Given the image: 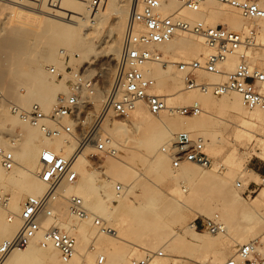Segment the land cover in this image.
Returning a JSON list of instances; mask_svg holds the SVG:
<instances>
[{"label": "bare ground", "instance_id": "1", "mask_svg": "<svg viewBox=\"0 0 264 264\" xmlns=\"http://www.w3.org/2000/svg\"><path fill=\"white\" fill-rule=\"evenodd\" d=\"M7 1L25 3L27 0ZM33 1V4L43 9L41 12L43 27L34 32L35 47L41 51L42 60L39 59L34 62L36 68L31 72L27 70V64L23 62L20 55L11 57L7 71L0 74V81L3 83L4 89H8L6 95L12 98L15 104L23 109H30L34 103L39 104L46 113H50L60 98L67 96L68 90L64 84L67 79L66 76L59 81L60 83H56V77L53 78L54 81L48 79L50 75L49 65H54L60 71L70 75L71 73L66 72L63 65L65 55L69 51L77 54L75 59H71L76 63L73 66L74 72L82 70L87 65L96 64L106 57H114V60H117L126 32L127 20L134 14L140 15L142 0ZM254 1L264 9V0ZM97 5H99V9L102 7L100 11L102 10L103 18L113 17L109 29H106V35L103 36L93 28L91 29L95 31L83 32L84 24L89 21V14L95 11L94 8ZM177 11L183 18L191 22L201 21L210 26H217L219 25L218 21L221 20L228 29L243 33H247L250 30L249 27L256 23L260 28L259 32L257 30L258 41H261L264 47V19L249 20L237 8L222 4L218 0H206L197 11L185 8L177 0H173L170 4H166V0H162L161 14L170 15ZM98 21H102V18ZM141 29L142 27H139V30ZM19 30L24 32L22 28ZM5 44L7 45V43ZM103 44L107 46L101 47ZM156 48L163 53L168 61L167 65L163 67L160 64H148L144 67V71L156 80L154 91L167 98L168 109L160 115L154 116L149 112L146 104L140 102L130 114L131 117L125 121L115 120L111 115H108L101 126H98L92 133L94 136L92 141L81 145L74 160L78 179L74 184L65 186V198L59 199L54 204L55 218L44 219L43 230L32 242L24 249L13 251L2 264H45L46 262L48 264H61L58 250L52 246L43 247L41 244L44 230L53 223H57L77 239V252L72 264H99L98 261L96 262L98 253H104L101 255L107 258L104 264H127L128 250L124 244L130 242L127 237L130 238L132 224L136 222V219L139 220L140 218L141 221L138 224H145L146 228L155 232L142 240L140 245H136L135 250L144 256L145 251H158V245L169 238L175 243L186 241L195 246H206L211 244L213 239L218 238L220 234L231 237L229 222L232 227L235 226V235H240L241 229L237 228L236 215L242 214L246 221H252L255 218L259 211L257 208L260 209L261 202L264 201V189L251 199L248 206L244 207L240 203L241 197L237 191L229 186L233 176L237 173L236 170L229 168L228 173H222L220 171L222 166L219 164H214L213 169H208L192 163H184L179 169H174L171 157L163 152L162 146H166L177 133L188 131L193 136H202L208 146L209 153H216L218 150L215 147L218 146L217 140L214 135L207 134V129L213 124L209 116L210 111L220 109L236 114V122L230 121L240 128L236 133L235 141L240 144L246 141H257L263 146L262 152L259 154L264 157V111L246 109L242 97L235 92L215 97L199 90H186L183 73L178 71L179 74L177 75L172 64L178 61H189L192 58L204 61L210 50L200 36L177 33L171 41L157 45ZM254 54L248 52L252 65L264 70V57L262 56V60H257ZM237 62L238 57L236 55L229 57L224 66L225 72L233 71ZM108 70L110 72V69H107V72H101L103 79L109 74ZM165 76L171 77L169 86L163 87L160 83L157 84V80ZM198 79L207 83H221L225 80V74L216 75L201 72ZM112 85L113 79L109 87L105 86L102 89L96 87L95 94L89 98V104L96 109H103L107 91L111 89ZM194 102H199L202 105L203 112L198 116L179 118L181 115L177 112V108ZM93 118H87L82 122V125L87 127L89 123L88 126L90 127ZM65 125L71 133L63 132L59 137L47 138L39 128L20 120L16 116H11L8 120L0 122V130L6 129L8 126L20 128L19 134L14 136L18 143L13 145V142L8 144L6 141L0 140V147L12 150L16 160V166L11 170V175L8 176L5 173L11 171L4 170L0 164V183L3 186L0 194H10V196L7 195L9 198L8 210L5 211L0 206V243L13 238L21 229L20 216L26 199L30 196H41L46 192V184L37 176L40 169L41 151L44 148H50L69 158L78 149L82 134L79 131L74 133L76 127L71 120L66 119ZM259 132L263 134L262 139L257 137ZM99 137L104 139L108 147L114 146L119 150L123 146H130L132 152H138L143 147V150L151 156L146 171L154 173L158 179H166L173 183L170 192L162 196L159 206H155L154 198L149 195L142 199L141 195L133 192L135 173L130 163L124 157H120V154L108 158L104 169L101 171L91 167L88 150L96 149L97 145L94 139H99ZM216 174L220 175L219 179L216 180V189L224 198L222 215L227 218L228 223L224 224L222 221L225 225V231L211 236L196 230L193 222L198 217H208L209 197L205 195L204 189L208 184L207 182L213 179ZM244 176L246 175L244 174ZM247 176H249V180L246 185L253 180L251 174H247ZM117 183H122L124 186L122 195L116 192ZM150 183L148 184L149 187H154ZM71 196L81 197L92 214L104 220L110 227H114L117 230V235L110 237L99 232L93 217L81 219L72 216L68 200ZM111 198L117 203H112ZM195 200L197 208L189 205V202ZM125 204L131 205L135 218L121 214L117 217L114 216L118 208ZM259 205L260 207H258ZM181 208H187L195 213V219L184 231L178 228L177 231L173 232L164 226L162 216L168 213L167 220L169 219L170 222H184L182 214L179 212ZM218 216L221 217V214ZM253 235L254 233L250 229L244 231L242 241L250 240ZM89 243L90 246L87 248ZM259 250L260 248L255 245L254 251ZM161 253L164 255L163 252ZM233 258L236 264H247L246 259L239 255H234ZM167 260V258L155 257L151 264H168Z\"/></svg>", "mask_w": 264, "mask_h": 264}, {"label": "built area", "instance_id": "2", "mask_svg": "<svg viewBox=\"0 0 264 264\" xmlns=\"http://www.w3.org/2000/svg\"><path fill=\"white\" fill-rule=\"evenodd\" d=\"M187 9L197 11L206 0H177ZM222 4L237 8L249 20L264 19V9L254 0H218ZM140 15H132L127 23L119 58L115 62L113 85L107 91L104 110L94 124L96 129L101 126L108 115L119 119H126L136 109L138 103L144 102L149 112L158 116L168 109L167 98L154 91L156 80L147 75L144 67L148 64H160L165 67L168 61L157 45L168 43L177 33H189L200 36L210 50L204 61L197 59L175 63L179 72L184 75L186 90H199L204 94L221 97L229 93H238L248 110L260 109L264 111V70L253 66L248 52H255L258 47L257 30L251 28L247 33L233 31L222 25L210 26L204 22H191L182 17L179 11L170 15L160 12L162 0H142ZM139 27H142L139 30ZM232 55L238 57L235 69L225 72V63ZM94 71V74H93ZM100 64L87 65L78 72L71 71L72 79L70 92L60 98L50 113H46L39 104H33L30 109H23L9 101L0 91V112L4 109L20 120L40 129L47 138L59 137L63 132H69L65 120L74 124L75 134L82 130L89 115L91 104L89 98L95 94L96 87L102 88ZM225 74L221 83H207L200 81L199 74ZM50 73L59 78L61 73L51 68ZM182 117L198 116L203 112L202 105L194 102L177 108ZM80 132V131H79ZM82 133V132H81ZM92 131L79 139V148L72 157H64L50 148H44L40 153L39 179L46 184V192L41 196H30L23 205L20 216L22 227L11 239L0 244V264L15 250L27 247L43 230L46 218H55L54 204L65 198L66 185L74 184L78 173L74 167V160L81 145L92 141ZM96 151L103 157H116L120 151L108 147L104 139H94ZM13 145L15 141H12ZM163 152L171 157L172 167L179 169L184 163H192L208 168L212 162L206 153V144L202 136H193L188 131H182L163 147ZM0 164L6 171L16 166L14 152L0 147ZM241 188L242 184L238 183ZM116 192L122 195L124 186L117 184ZM253 193V192H250ZM8 196L0 194V206L8 210ZM72 216L87 219L93 217L98 231L110 236H116L117 231L104 220L92 214L85 201L79 196L68 198ZM10 215H12L10 213ZM195 229L219 234L225 231V225L218 215L212 218H197L193 222ZM41 244L43 247L52 246L59 252L61 264H72L77 252V239L68 231L53 223L44 230ZM255 243L250 242L238 249L237 255L248 261L255 253ZM161 252H148L141 258H131V264H151ZM106 257L100 255L99 264H104ZM224 264H236L234 258Z\"/></svg>", "mask_w": 264, "mask_h": 264}, {"label": "rangeland", "instance_id": "3", "mask_svg": "<svg viewBox=\"0 0 264 264\" xmlns=\"http://www.w3.org/2000/svg\"><path fill=\"white\" fill-rule=\"evenodd\" d=\"M172 1L173 0H166V4H170L172 3ZM33 3H34L33 0H27L25 1V3L0 0V74L7 71L8 62H10L11 57L20 55L23 58V62L27 64L26 65L27 70L31 72L34 71L36 68L34 62L39 59L42 60L41 51H39L35 47L36 39L34 36V32L38 28L43 27V24L41 23L43 19L41 12L43 11V9L40 6H37ZM98 6L99 5H97L94 8L95 10L94 12L89 14L88 16L89 21L86 24H84L83 27L84 33L85 32L90 33V31L96 30V32L98 31L100 32L101 36L106 35V32L109 29L108 28L109 25H111L113 17L111 16L108 19L103 18L102 10L100 11L102 7L99 9ZM101 18L102 21H98L101 20ZM102 22L103 24H101ZM218 24L227 27V25L221 20L218 21ZM260 26L262 27V25ZM19 28H22L24 32L19 30ZM91 28L95 30H92ZM249 28L256 29L258 30V32L260 30L259 26L256 23H254ZM260 42L258 41L259 44L258 50L254 52L255 53L254 56L256 57L257 60H262V56L264 57V53H263L264 47L262 42L261 43ZM5 43H7V45ZM105 45L106 44H103L101 45V47L104 48ZM76 57L77 54L72 51L66 53L65 59L63 60V65L65 66L66 72L70 73L71 71L74 70L73 66L76 63L71 59H75ZM194 59L192 58L190 60H194ZM115 62L116 59L114 60V57H106L96 62L100 64L101 67L100 73L102 71L107 72L106 70L110 69V72L108 70L109 74L104 79L102 78V82H101L102 88L105 86L109 87L110 82L114 76ZM178 62H182V61H178ZM172 66L174 72L178 75L179 73L176 64L173 63ZM52 67L56 68L54 65H49L48 68L51 69ZM57 70L59 73H61L62 76L57 78L56 75H52L50 73L48 79L50 81H54L53 78L56 77L57 78V80H55L56 83H60L59 81L63 80L64 77L66 76L67 79L64 81L65 82L64 84L66 85L65 87L68 90V93L66 95H68L70 92L69 91L71 87L70 80L72 79V75L71 74L67 75L65 74V72L60 71L59 69ZM170 80L171 77L165 76L157 80V84L160 83L163 87H167L169 86ZM0 91L9 101L14 103V100L6 95L8 89H4L3 83L1 81H0ZM182 106H186V105H182ZM103 110L104 108L96 109L93 105L91 106L89 110L90 113L87 118L94 117L93 122L90 124V127L88 126L89 125L88 123L87 127H83V131L79 130L80 133L82 132L81 139H83L82 138L83 135L84 136L88 135L90 131L94 133V131L96 130L94 128V124L101 115ZM11 116L13 115H11L8 112V110L4 109L3 111L0 112V122L3 120H8ZM209 116L211 117L213 124L210 127H208L207 134L215 136V139L217 140V144H218V146L215 147L218 150L216 153L210 154L208 151V146L206 145V153L208 154V157L212 162L211 166L208 167V169L210 168L213 169L214 164H219L222 166L220 168V171L222 173H228L227 170H229V168L236 170L237 173L233 176L229 186L231 188L233 187L232 189H235L237 191V193L241 197L240 203L242 204V206L246 207L250 203L251 199L253 197H256L259 194V192L262 189H264V182H263L264 177L259 176V171L264 170V157H262L259 154V152L260 153L262 152L263 146H261L260 143H257V141L254 142L246 141L242 144L235 141L236 133L239 131L240 128L237 127L235 124L230 123V121L236 122L237 120L236 114H234L232 111H228V110L223 111L220 109L215 111L212 110L210 111ZM111 117L118 121H125L131 116H129L126 119H119L113 116ZM179 118L182 119V118H190V117L179 116ZM19 132H20V128L18 126L16 127L8 126L6 129L0 130V140L6 141L8 144L12 143V141L18 143V141L16 142V140L14 139V136L19 134ZM257 137L262 139L263 138L262 132H259L257 134ZM7 138H10V140H7ZM79 147L80 146H78L77 148ZM163 147L164 146H162V148ZM119 151H120L119 153L120 157H124L130 163V166L135 173V175L133 176V180L135 179L133 185V192L137 193L138 195H141L142 199H145L149 195L150 197L154 198L155 206L156 207L159 206L161 204L162 196H165L168 194V192H170L171 188L173 187V183L166 179H161V178L158 179L155 177L154 173H148L146 171L147 167H149V161L151 156H149L143 150V147H141L140 151L138 152H132L130 146H123V148H120ZM88 154L91 159V163H90L91 167L98 169V171L103 170L106 160L108 158H111V157H103L99 155L96 149H92V150L89 149ZM11 173L12 171L6 172L5 175L8 176L11 175ZM243 173L246 176H244ZM247 174L248 175L251 174L253 180L246 185V182L249 180V176H247ZM213 177H214L213 179L207 182L208 184H206V187L204 189L205 195L209 197L208 217H198V218H212L216 214L217 215L221 214L220 218L222 219L223 223L226 224L228 223V220L222 215L224 198L220 195V193L216 189V180L219 179L220 175L216 174ZM150 182H154L155 185L154 183H150ZM149 183L153 184L154 187L150 188L148 185ZM237 183H241L242 187L239 188ZM117 184H122V183H117ZM1 190H3V186L0 183V192ZM7 195L10 196L9 193ZM110 201L114 204L117 203L112 198ZM189 205L196 207L197 206L196 200L189 202ZM258 207H260V205ZM187 208H181L179 211L184 219V222H181L182 224L176 222H170L169 219L167 220L168 213H166L162 216V218H164V223H163L164 226L167 229L172 230L173 232L177 231L178 228L181 231H184L187 228V226L195 219V213H193L191 210ZM215 208H217V210H215ZM257 211L258 213L255 215V218L252 221L244 220L243 215L240 213L236 215L235 219L237 222V228L241 229L240 235H235L236 232L235 226L232 227V224H230L229 222V226H231L230 230L232 233L231 237H225L223 234H220L218 238L213 239L212 243L206 246H195L186 241H183L182 243H175L170 241L169 238L168 240L160 243L158 245V251H154L153 253L163 252L164 253L163 256L160 257L157 256L156 258H167L168 264H224L226 261L233 258L234 255L237 256L238 249L241 246L248 244L250 242H254L255 245L260 248V250L256 251L253 254V256H251L248 259V261L245 260V262L247 264H264V252H263L264 251V201L261 202V207L260 209L257 208ZM120 214L124 216L126 215L127 217L130 218L135 216L132 212L131 205H126V204L120 206L116 211V213L114 214V216L117 217V215ZM139 221H141L140 218L139 220L136 219V222H133L135 226L132 224V231L129 234L130 238L127 237V239L130 242L124 244V246H126L128 250L127 264H131L132 257H143L140 255L139 252L135 250V248L137 247L136 245L138 244L140 245L143 242L142 240L148 238L149 236H151V234L155 233L149 230L148 228H146V226H144L145 224L144 225L138 224ZM249 229L253 231L254 237L252 236L250 237V240L242 241L243 240L242 233ZM201 232L204 234H209L211 236L214 235L209 233L208 231H201ZM238 242H241V244H238ZM88 246H90V243L89 245H87V248ZM148 252H152V251H145L146 254ZM101 254L104 253H98L96 255V262L98 261V257ZM45 264H48V262H46Z\"/></svg>", "mask_w": 264, "mask_h": 264}, {"label": "crops", "instance_id": "4", "mask_svg": "<svg viewBox=\"0 0 264 264\" xmlns=\"http://www.w3.org/2000/svg\"><path fill=\"white\" fill-rule=\"evenodd\" d=\"M259 176L264 177V170L263 171H259Z\"/></svg>", "mask_w": 264, "mask_h": 264}]
</instances>
